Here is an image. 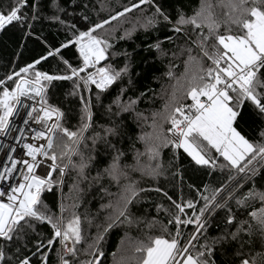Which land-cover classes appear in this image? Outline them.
Instances as JSON below:
<instances>
[{"label":"snow or ice","instance_id":"1","mask_svg":"<svg viewBox=\"0 0 264 264\" xmlns=\"http://www.w3.org/2000/svg\"><path fill=\"white\" fill-rule=\"evenodd\" d=\"M46 8L53 14L44 15ZM216 8L222 9V14ZM150 9L153 11L148 14ZM101 10L114 14L92 22L86 13H81V19L88 25L82 30L62 18L61 14L73 16V13L61 6L59 0L36 3L10 0L0 7V33L18 26L28 29L23 32L25 38L33 37V22L49 20L64 26L71 36L53 48L35 35L36 40L45 44L46 51L0 79V137L8 141L3 144L7 159L0 170V264H53V255L54 264H105V237L120 226L139 228L143 217L136 215L133 208L144 202L143 197L149 192L160 193L171 202L168 207L156 205L157 213L163 211L168 217L166 224L152 220L146 225L149 230L159 227L166 235L153 236L149 232L136 240L134 264H235V260L228 258L229 249L233 248L236 258L244 257L239 264H264V252H251L257 235L264 245V190L257 187L258 180L264 185V0H219L218 4L200 0L192 15L178 6L175 19L156 0H136L120 11L102 3ZM133 11L139 15L120 39L130 38L137 27L147 32L166 25L174 33L167 37L169 41L181 35L187 39L179 55L187 54L186 73L190 64L195 71L183 83L177 80L172 85L163 109L152 114L149 126L153 132L137 137L144 151L132 145L133 162L125 164L127 153L110 139L120 137L123 143L119 131L122 124L113 121L111 127L101 125L103 135L86 134L93 126V94L102 104L124 77H129L128 83H132L130 54L113 51L110 29L115 31L113 22ZM161 43L157 41L149 48L164 54ZM69 46L75 48V66L62 55L61 50ZM121 55L125 63L118 67L112 61ZM177 55L173 53L174 58ZM49 58H57L63 65L60 74L38 67ZM166 75L174 78L171 67ZM56 81L71 82L72 89L67 95L79 97L80 124L75 130L66 126L64 111L51 103ZM127 91L125 87L118 89L106 105L107 112L111 114L114 106L117 117L135 113L137 120L147 121V117L136 112L145 94L124 99ZM189 100L191 103L186 102ZM253 118L261 122L258 141L243 134V128ZM158 119L162 122L157 123ZM100 141L113 155L106 165L97 168L95 176H90L89 170L94 165H103L96 154ZM17 147L23 149L20 157L15 155ZM165 149L177 158L182 150L198 170H207L209 176L219 170L221 175L227 174V180L219 187L206 183L196 188V199L185 200L181 195L179 201L173 200L158 186L159 177L168 170L163 162ZM145 157L147 163L142 159ZM174 163L175 160H169L168 168ZM69 169L76 176L65 194ZM105 179L109 181L107 186L103 183ZM146 181L156 184L149 186ZM249 182L251 187L245 191ZM84 183L88 184L89 192L96 187L102 193L101 199L107 198L91 219L87 213L82 215L78 211ZM111 186L116 191H111ZM56 190L60 195L54 209L45 194ZM69 199L72 202L66 203ZM221 211L226 216L217 219ZM101 213L103 220L94 223ZM239 215L248 218L238 220ZM214 223L218 228L223 225V229L210 237L208 229ZM37 225H47L50 235L37 232ZM189 225L192 230L186 232ZM233 227L235 231L231 230ZM33 236L39 239L30 246ZM245 246L249 248L247 253ZM118 251L119 246L111 253L112 264H132L123 256L117 258ZM217 251L225 257L222 262L216 259Z\"/></svg>","mask_w":264,"mask_h":264},{"label":"trees","instance_id":"2","mask_svg":"<svg viewBox=\"0 0 264 264\" xmlns=\"http://www.w3.org/2000/svg\"><path fill=\"white\" fill-rule=\"evenodd\" d=\"M10 0H0V7L4 4L9 3ZM32 3H36L37 0H31ZM61 6L67 7L69 13H73V16L62 15V18L68 22H74L77 27L86 29L88 26L85 21L81 19L79 14L86 13L92 22H98L101 19H107L110 14L108 10H101V4H106L109 8L114 11H120L124 6L130 5V3L136 2V0H59ZM162 6V10L169 12L173 19L176 16L177 7H181L187 15H192L193 11L199 7L200 0H156ZM214 4H218L219 0H212ZM87 4V8L84 5ZM73 10H75L73 12ZM152 9L149 10L148 14H151ZM215 11L218 14H222V9L216 8ZM51 9L46 8L44 15H52ZM139 15L138 11H133V13L126 16L120 21H115L110 29V39L114 45L113 51L130 54V77L132 83L129 84V77H124L123 81L118 82L113 86L111 94L103 99V103L100 104L96 101L95 95L92 97V111L94 113L93 126L87 132L88 137H92L95 133L99 132L103 135V130L100 127L105 125L108 127L113 126V121L117 124H122L120 128L121 136L123 137V143H121L120 137H110L112 143H115L118 147L122 148L126 153V157L123 163L130 164L133 162V154L131 151L132 145H135L137 149L141 152L144 151V145L140 143L137 139L142 133H151L153 129L149 126L152 124V114L153 112H158L163 109V106L172 92V85L180 80L181 83L191 76L195 71L194 65H189L188 71L186 73L185 61L187 60V54L181 56L179 55L182 46L188 43L187 39L181 35L179 39L174 41H169L167 37L173 36L169 30V27L161 24L158 28L152 29L145 32L143 29L137 27L136 31L131 35L130 38L120 39L124 36L125 30L130 29L135 22L136 16ZM34 27L32 31L35 35H40L44 41L47 42L51 47H59L61 42H64L71 38L70 33L67 29L60 25L59 23H53L49 20H41L33 22ZM28 29H20L18 26L9 27L6 31L0 33V79H3L5 75L10 73L13 69L18 70L20 67L24 66L26 63L31 62L32 58L46 51L45 44L36 40L33 37L25 38L23 32ZM223 27L221 32H223ZM191 31V29H189ZM157 41L162 42L161 48L164 54H158L155 50L150 49L149 45L155 44ZM62 55L65 59L69 60L74 66L76 64V53L75 48L69 46L67 49H62ZM178 55L174 58L173 53ZM196 53H194L195 55ZM112 63L116 64L118 67H122L125 63L124 56H118ZM41 70L47 71L52 74H60L63 70V65L59 63L57 58H49V60L42 65L38 66ZM171 67L174 73V78L169 79L166 73ZM120 87H125L128 91L125 94L124 99L129 96L135 98L144 93L142 99H140L136 112L142 113L143 116L147 117V121L143 119L137 120L135 118V113H123L121 117L115 115L116 108L113 106V112L109 114L106 110V105L111 102V99L116 95ZM72 89V84L69 81H56L54 82V87L51 91V103L59 106L65 113V124L71 130H75L80 124V110L81 104L79 97H73L67 95ZM85 99H87V93H84ZM191 103V101H186ZM159 119L157 123H161ZM260 121L253 118L250 120L249 124L243 128V134L251 141H258L259 136V125ZM169 125H164L167 128ZM129 137H131L129 139ZM88 144L91 145V140L89 139ZM83 150V149H82ZM97 156L103 161V165H94L89 170L90 176H95L98 167L106 165L112 158V151L109 149L103 141H100L97 145ZM89 153L85 152V155ZM78 159V158H74ZM145 163H147V158H142ZM222 159V158H221ZM175 160L172 168H168V161ZM163 162L166 169H168L164 175L159 177L158 186L166 191L173 200L179 201L181 195L185 200L196 199L197 193L196 188H202L204 184L210 183L215 187H219L223 182L227 180V174L221 175L219 170H217L213 175L209 176L207 170H198L194 166L190 159L183 154L182 150L178 153V158L174 157L171 150L165 149L163 152ZM173 172L176 173L173 176ZM76 176V172L69 169L68 175L65 178V184L63 192L68 194V186L73 183V178ZM103 183L107 186L109 181L105 179ZM149 186H155L156 182L146 181ZM192 185L193 187H189ZM81 187L85 190L83 199L81 201V206L78 211L82 215L87 213L88 218L96 217L97 211L100 208L101 203H106L107 198L101 199L102 193L99 189L94 187L91 192L88 191V184L84 183ZM251 187V182H249L248 187L245 191ZM257 187L264 190V185L257 181ZM111 191H116L115 186H111ZM60 195L59 190L53 193H46L45 199L48 203L52 205L55 209L57 199ZM144 202L133 208V212L143 217V223L140 224L139 228L132 227L127 228L125 226H120L112 229L105 237V242L103 248L106 252L104 258L105 264H112V252H116L119 246V251L117 253V258L123 256L127 260L134 264V244L138 239L144 238V233H149L153 236L155 235H166L162 233L159 227L149 230L146 225L152 220H160L163 223H167L168 217L163 211L157 213L156 205L163 204L164 207L170 205V201L162 196L160 193L149 192L143 197ZM72 200L69 199L66 203H71ZM235 211V204L232 205ZM243 212V210H241ZM190 214V213H189ZM226 216V213L221 211L219 213L220 217ZM104 214L101 213L98 219L94 220V223H100L103 220ZM246 215H239V219H247ZM87 227V224H85ZM223 225L219 228L214 223L212 227L208 229V236H215L222 231ZM192 226L189 225L186 232H190ZM235 231L233 227L231 229ZM37 232L43 233L45 235H50V229L47 225H37ZM92 234L96 232L95 227L91 229ZM127 233V235H125ZM172 233H175V229L172 228ZM39 239L38 236H33L32 240L29 241V245ZM202 242V241H201ZM238 247V245H237ZM249 251L248 246H245L244 252ZM235 249H229V259L235 260V264H239V259L244 257L236 258L234 256ZM251 252H264V245L261 244V240L257 235L254 237V243L251 246ZM216 259L218 262H222L225 257H223L219 251H217ZM53 264L55 262V256L51 257Z\"/></svg>","mask_w":264,"mask_h":264},{"label":"built area","instance_id":"3","mask_svg":"<svg viewBox=\"0 0 264 264\" xmlns=\"http://www.w3.org/2000/svg\"><path fill=\"white\" fill-rule=\"evenodd\" d=\"M12 132H13V134H15V132H16L15 126H13ZM7 142L8 141L6 138L0 137V170H2V168H3V160L7 159V156L2 151L3 144L7 143ZM12 143L15 144V141L13 140ZM37 143H39V142H37ZM22 152H23V149L20 147H17V151H16L15 155L17 157H20L22 155Z\"/></svg>","mask_w":264,"mask_h":264}]
</instances>
